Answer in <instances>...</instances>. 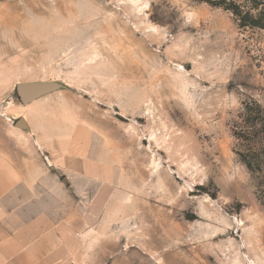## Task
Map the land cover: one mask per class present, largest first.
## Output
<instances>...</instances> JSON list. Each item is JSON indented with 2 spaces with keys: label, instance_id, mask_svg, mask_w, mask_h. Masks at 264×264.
<instances>
[{
  "label": "rangeland",
  "instance_id": "374dc122",
  "mask_svg": "<svg viewBox=\"0 0 264 264\" xmlns=\"http://www.w3.org/2000/svg\"><path fill=\"white\" fill-rule=\"evenodd\" d=\"M0 10V179L51 173L98 238L36 264H264V0ZM33 82L62 88L22 104L15 86ZM37 132L61 133L64 151ZM73 162L99 186L51 167Z\"/></svg>",
  "mask_w": 264,
  "mask_h": 264
},
{
  "label": "crops",
  "instance_id": "0c3cea01",
  "mask_svg": "<svg viewBox=\"0 0 264 264\" xmlns=\"http://www.w3.org/2000/svg\"><path fill=\"white\" fill-rule=\"evenodd\" d=\"M40 135L36 143L38 146L41 141L46 143L49 155L64 151L66 138L61 133L42 132ZM75 150L71 147V153ZM58 165L54 163L51 167L66 171L65 180L75 189L79 180L88 188L100 184L98 174L86 163L73 162L69 167L65 163ZM34 189L40 195L37 201ZM74 193L78 197L83 195L77 190ZM87 203L91 208V202ZM75 204L74 196L66 194L64 186L57 183L51 173L48 178L40 179L24 177L7 182L0 179V264H36L44 258L45 252L49 254L51 246H98L93 229L88 230L92 213H84L82 205ZM84 220L87 230L83 229ZM47 259L49 261L50 257Z\"/></svg>",
  "mask_w": 264,
  "mask_h": 264
},
{
  "label": "water",
  "instance_id": "95a60500",
  "mask_svg": "<svg viewBox=\"0 0 264 264\" xmlns=\"http://www.w3.org/2000/svg\"><path fill=\"white\" fill-rule=\"evenodd\" d=\"M61 88L62 86L55 82H33L17 84L15 91L22 104H29ZM14 126L20 130H28V125L23 118L16 120Z\"/></svg>",
  "mask_w": 264,
  "mask_h": 264
},
{
  "label": "bare ground",
  "instance_id": "6f19581e",
  "mask_svg": "<svg viewBox=\"0 0 264 264\" xmlns=\"http://www.w3.org/2000/svg\"><path fill=\"white\" fill-rule=\"evenodd\" d=\"M1 11V10H0ZM4 12V15H6L7 16V11L6 10H3V11H1V13H3ZM168 242V241H167ZM166 242V243H167ZM169 243V242H168ZM164 244V243H163Z\"/></svg>",
  "mask_w": 264,
  "mask_h": 264
}]
</instances>
